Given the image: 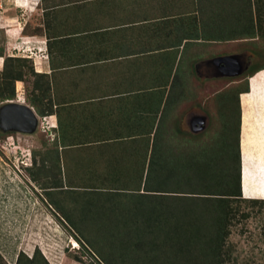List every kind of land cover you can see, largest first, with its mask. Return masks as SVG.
Segmentation results:
<instances>
[{"label": "crops", "instance_id": "obj_1", "mask_svg": "<svg viewBox=\"0 0 264 264\" xmlns=\"http://www.w3.org/2000/svg\"><path fill=\"white\" fill-rule=\"evenodd\" d=\"M235 1L14 0L1 17L8 26L0 21L5 46H46L32 62L50 88L45 144L63 182L145 179L156 133L179 130L197 72L232 54L220 27L231 28L221 11ZM22 9L35 14L36 32H23Z\"/></svg>", "mask_w": 264, "mask_h": 264}, {"label": "rangeland", "instance_id": "obj_2", "mask_svg": "<svg viewBox=\"0 0 264 264\" xmlns=\"http://www.w3.org/2000/svg\"><path fill=\"white\" fill-rule=\"evenodd\" d=\"M237 1L226 6L229 8L225 9L224 14L221 11L222 20L227 18L228 12H230L231 23L229 25L231 24V28L220 27L221 39H218L221 40V44L230 40L228 45L224 46V51L238 54L240 59L248 64V69L258 64H264V24H259L255 32L251 29L248 31V28L244 27L254 9L263 12L264 0ZM13 2L14 0H0V21L4 27L8 26V21H4L1 17L10 12ZM17 11V20L23 32H36L37 26L33 11L26 9ZM4 32L5 29L0 27V54H2L0 70L3 57L7 54L29 58L32 61L35 52L41 53L46 49V46L41 47L38 43L37 48L30 46L29 41L21 39H18L20 42L5 46ZM254 34L256 37H252ZM28 62L30 63V61ZM247 69L234 76H219L212 71L202 73L199 70L197 72L199 75L197 87L193 84L188 87L186 91L188 103L181 112L180 121L178 120L181 122V126L178 127L182 133L179 130L173 131L179 132L180 138L176 140L170 136V141L165 142L169 143L172 148L179 147L181 149L184 145L187 147L191 143L192 138L188 135L189 132L198 134L200 141L206 139L204 135L206 132L211 135L218 134L217 131L221 124L219 111L228 107V104L222 103L219 96L226 89L229 90L231 86L242 85L244 78L241 76ZM23 70L25 71L26 68L23 67ZM262 72L264 74V71ZM201 73L204 75L203 78H201ZM23 75L22 81L14 82V92L17 90V94L22 97L21 101L24 100L27 103L26 96L35 92L33 84L39 85L40 81L36 80L37 77L28 71H25ZM256 75L257 72L250 77L251 83H255ZM234 77L241 79L235 80ZM0 83L11 85L12 82L9 79L4 80L0 75ZM256 83H259L258 78ZM260 86L259 90L252 88L247 95L242 97L241 94L245 92L241 93L239 100L241 109L239 149L242 159H240L242 162L240 171L241 167L243 168L240 186L242 184L245 195L258 196L256 198L264 196V102L262 101L264 82ZM41 89L40 102L43 101L44 107L49 110L51 108L50 88L43 84ZM197 91L198 93H196ZM4 102L5 100L0 101V106ZM252 116H257V118L253 119ZM198 117H203L204 128L198 125L200 121ZM43 124H45L44 120L40 118V122L38 121V125L32 133L0 131V264H16L19 250H23L26 256H32L35 247L41 251V253L37 251L34 253L38 264H44L41 254L48 261L47 264H104L94 248H97V243L90 244L84 235L87 236V239H90V236L100 239L101 236L98 235L97 230L109 227V221L118 214L116 209L111 212L110 205L118 206V197L123 198L121 202L125 203L129 199V195L136 192L134 188L139 186V182H130V185L126 184L121 187L123 189L121 195L111 197L108 202L101 201L97 192L100 190L106 192V189L101 187H105L103 183L109 185V182H89L85 186L83 185L85 182H63L55 168L56 165L51 159L45 157L46 150L50 147L45 144L46 134L42 128ZM168 128L170 129V127ZM241 131L242 135L247 137V142H241ZM168 132L170 135L172 134V132ZM158 133L159 131L156 136ZM241 146L243 148L248 146L255 150L241 156ZM29 161L33 164L30 167L31 170L24 165ZM59 185L64 190L53 188ZM73 189L77 192L76 194L70 193ZM243 192L241 191L242 195ZM101 205L107 206L111 212L108 213L110 214L108 217L111 216V219H104ZM247 208L244 205L240 207L241 210ZM249 211V217L245 220L240 218L239 221H235L231 225L228 241L231 244L232 253L236 257V264H264V209L249 208ZM62 212L75 221V224L72 223V225L75 226L76 223H79L87 234L84 231V235H81ZM24 259L22 255L17 264H25Z\"/></svg>", "mask_w": 264, "mask_h": 264}, {"label": "trees", "instance_id": "obj_3", "mask_svg": "<svg viewBox=\"0 0 264 264\" xmlns=\"http://www.w3.org/2000/svg\"><path fill=\"white\" fill-rule=\"evenodd\" d=\"M262 23L264 24V10L261 13L259 9H254L244 27L255 32ZM252 37H256V34ZM2 63L0 75L12 83H0V101L16 97L14 82L22 81L25 71L37 77L36 80L42 76L34 70L29 58L7 54ZM23 67L26 68L25 71ZM261 69H264V64L248 68L241 76L244 78L242 85L231 86L220 94V100L228 104V107L223 106L219 111L221 124L218 134L211 135L205 131L206 139L200 141L198 134L189 132L188 135L192 138L190 145H184L180 149L172 148L166 142L170 141V136L179 139L181 130L172 132L171 135L169 132L159 131L155 139L159 142L155 149L156 157L153 160L151 156L145 179L139 181V186L134 188L136 192H132L125 203L121 202L123 198L118 197V206L110 205L111 212L116 209L118 214L109 221V227L96 229L100 239L91 236L87 239L83 234V227L79 223L72 225L75 221L62 212L90 244L97 243V248H94L104 264H236V257L228 241L231 225L240 218L245 220L249 217V208L264 209V198H246L258 196L245 195L242 184L240 186L243 168L241 167L240 175L242 162L239 149L240 94L245 92L241 94L242 97L250 92L252 88L249 89L248 78ZM256 80L257 75L255 83ZM39 83L33 84L35 94H29L26 98L27 103L42 118L48 112L43 101L40 102L43 83ZM255 85L257 90L261 88L260 81ZM262 101L264 102V98ZM242 141L247 142V137L241 131ZM253 150L255 149L241 146V156ZM49 154L50 149L46 150L47 159L51 157ZM31 163L26 166L29 170L33 166ZM85 184L89 182L83 183L84 186ZM126 184L131 183H103L105 187L101 188L106 189V192H97L99 199L108 202L111 197L121 195V187ZM53 188L63 189L61 185ZM74 190L70 193L76 194ZM241 190L246 197L241 194ZM243 205L248 208L241 210ZM101 209L104 211V219H111V216L108 217L111 212L107 206L101 205ZM36 251L41 253L35 247L32 256H26L23 250H19L16 264L22 255L25 264H38L34 256ZM41 258L44 264L48 263L42 254Z\"/></svg>", "mask_w": 264, "mask_h": 264}, {"label": "water", "instance_id": "obj_4", "mask_svg": "<svg viewBox=\"0 0 264 264\" xmlns=\"http://www.w3.org/2000/svg\"><path fill=\"white\" fill-rule=\"evenodd\" d=\"M215 74L219 76L242 73L247 69L248 64L240 59L238 54H230L216 58ZM198 125L203 127V117ZM38 125V117L34 110L25 103L7 101L0 106V131H19L32 133ZM204 128V127H203ZM195 132V131H193Z\"/></svg>", "mask_w": 264, "mask_h": 264}, {"label": "clouds", "instance_id": "obj_5", "mask_svg": "<svg viewBox=\"0 0 264 264\" xmlns=\"http://www.w3.org/2000/svg\"><path fill=\"white\" fill-rule=\"evenodd\" d=\"M41 51V50H40ZM43 51H45V50H43ZM36 53V52H35ZM8 55H10V54H8ZM1 58H2V56H0ZM16 92V97L14 98V99H10L9 101H15V102H19V103H25L24 102V100L23 101H21L22 100V97H21V95H18L17 94V90L15 91ZM6 102V101H5ZM25 104H27V103H25ZM28 105V104H27ZM29 106V105H28ZM31 107V106H30ZM32 108V107H31ZM33 109V108H32ZM35 112V111H34ZM36 113V112H35ZM36 115H37V117H38V121L40 122V118L41 117H39L38 116V114L36 113ZM43 118L44 117H42L41 119L43 120ZM42 128L44 129V124H43V126H42ZM23 162V161H22ZM25 166H28V165H30V161H29V163H26L25 162V164H24ZM240 174H241V171H240ZM242 191V190H241ZM244 197H246V196H244ZM246 198H256V197H246ZM259 198H264V197H259Z\"/></svg>", "mask_w": 264, "mask_h": 264}, {"label": "bare ground", "instance_id": "obj_6", "mask_svg": "<svg viewBox=\"0 0 264 264\" xmlns=\"http://www.w3.org/2000/svg\"><path fill=\"white\" fill-rule=\"evenodd\" d=\"M257 78L260 81V83L264 82V74L263 72H258ZM256 83H251L250 87L253 88L254 90L256 89Z\"/></svg>", "mask_w": 264, "mask_h": 264}, {"label": "built area", "instance_id": "obj_7", "mask_svg": "<svg viewBox=\"0 0 264 264\" xmlns=\"http://www.w3.org/2000/svg\"><path fill=\"white\" fill-rule=\"evenodd\" d=\"M16 53V52H15ZM23 56V55H22Z\"/></svg>", "mask_w": 264, "mask_h": 264}]
</instances>
